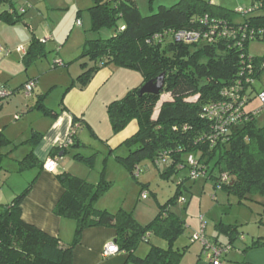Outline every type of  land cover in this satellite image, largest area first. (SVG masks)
I'll return each instance as SVG.
<instances>
[{
  "label": "trees",
  "instance_id": "obj_1",
  "mask_svg": "<svg viewBox=\"0 0 264 264\" xmlns=\"http://www.w3.org/2000/svg\"><path fill=\"white\" fill-rule=\"evenodd\" d=\"M16 2L6 1L8 6L14 8L15 14H10L7 6L4 11H0V21L8 25L22 22L24 13L16 10ZM92 2L93 6L88 10L91 31L113 30L114 34L108 39L85 42L78 59L85 61L82 64L84 70L75 84L84 89L98 71L112 65L139 72L143 76L139 87L107 107L115 135L124 131L133 121L138 125L137 133L121 145L127 149L128 155L116 157V161L133 178H137L136 170L141 172V166L150 162L159 170L161 164L166 166L161 171L163 178H168L173 172L188 170V179L196 180L198 178L193 179L191 176L192 167L188 162L192 156L201 165L199 177L213 180L216 189L236 196L239 204L253 196L264 198V123H260V115H254L251 111L246 113L245 122L231 127L225 135H219L215 140L212 139L213 122L206 116V109L211 105L229 101V98L223 97V92L230 90L243 78V68L247 66L250 56V43H264V0H251L250 8L241 7L235 11L214 5L210 0H181L170 8L161 6L157 13L147 17L142 16L135 0ZM4 4L0 0V8ZM249 10L251 12L248 13ZM206 17L208 24L203 21ZM211 25L218 33V38L212 43L202 40L187 44L176 40L179 31H200L204 35ZM223 33L230 35L223 37ZM46 43L33 39L28 49H25V62L47 58L50 52L45 48ZM263 63L264 57L252 56L255 82L264 74ZM163 73L166 75L165 88L161 95L141 96L142 86ZM252 88L248 105L264 90L263 87L259 91L255 84ZM13 91L14 95L18 92ZM165 94L170 95L171 101L162 104L158 118L154 119L160 99ZM46 98L47 95L42 96L35 109L43 115L57 118V112L46 108ZM73 120L75 128L80 120L75 117ZM39 137L41 135L30 139L33 148L39 143ZM9 144L0 133V150ZM77 147L75 135L72 145L66 148L55 146L49 158L55 159L61 152L66 154L69 149ZM95 157L76 154L74 160L93 168ZM2 158L0 153V167ZM19 165V172H24L36 168L43 170L44 164L32 150ZM102 173L105 174V167ZM223 175H226L227 181L222 182ZM36 181L37 176L10 204L0 205V264H74L73 252L81 242L82 233L94 227L115 229V244L120 252L129 255L134 264H182L187 248L179 250L175 244L186 232V223L172 208L180 203V199H184L183 192L186 189H183V180L175 196L160 206L155 219L142 225L132 213L125 210L112 213L97 208L98 202L112 188V183L107 182L105 177L94 185L70 174L60 176L64 194L54 214L77 224L69 245H63L58 238L23 221L21 204ZM184 200L182 205L187 203ZM218 230L227 236L228 243L208 240L215 245L230 246V253L241 237L238 228L220 225ZM152 236L165 241L167 248L151 244L145 257L136 256L139 245L142 242L149 243ZM193 236L191 241L195 243ZM262 247L264 242L259 239L252 248Z\"/></svg>",
  "mask_w": 264,
  "mask_h": 264
},
{
  "label": "crops",
  "instance_id": "obj_2",
  "mask_svg": "<svg viewBox=\"0 0 264 264\" xmlns=\"http://www.w3.org/2000/svg\"><path fill=\"white\" fill-rule=\"evenodd\" d=\"M70 1L72 2L70 10L73 12V16L65 24L57 17L58 13L62 15V7L59 5L58 0H18L14 4L16 10L24 9L27 11L22 16L24 26L5 25L2 24L3 22H0V46L10 51V54L7 56L0 52V83L8 86L12 90H18L12 98L0 104V133L10 142L8 146L0 150V153L3 155L2 160L14 154L20 148L19 144L23 143L25 146L31 147L27 155L33 150L35 157L44 164L50 157V152L55 146H64L68 141L74 127V117L80 120L79 123L75 124V128L77 127L76 139L79 147L74 148L76 151L73 152H70L71 149H69L62 156L60 155L62 152L59 154L55 173H49L44 171V169L39 170L37 168L19 172L20 165L17 170L10 171L2 166V161L0 167L2 177V179L0 177V184L1 180H4V184L8 186V195L13 194L10 192V188L12 178L15 175H23L25 173H31L32 171L36 172L34 178L37 176V181L21 204L22 219L27 224L36 227L45 234L53 238H58L63 245L72 243L77 224L73 220L61 218L54 214V209L64 194L59 177L70 174L94 185L100 183L105 177L107 182L112 183V180L108 177V171L105 174L102 173L103 171L101 173L94 172L98 157H95L94 167L89 168L74 160V156L81 154L89 158L95 155H85L81 151H86L89 148L93 149L91 143H86L89 142L84 137L87 132L88 137L106 152V168H108L110 161L118 163L116 157H126L128 155L127 149L121 147V145L137 133V122H131L124 131L115 135L110 125L107 107L112 102L118 101L119 96L129 90L133 84H139L134 85V88H136L143 82L142 80L141 83H135L134 80L129 78L134 77L135 79L134 74H130L131 70L112 65L98 71L84 89L79 88L78 84H75L77 78L84 70L82 64L85 61L78 59L82 54L87 39L77 25V21L82 16L80 14L81 4L78 1ZM210 1L214 5L220 4L217 0ZM87 6L89 10L91 8L90 4ZM74 14H77L78 18L76 22L73 21ZM26 19L29 24L25 22ZM33 39L38 41L46 39L47 43L45 44V48L50 53L54 52V55L36 62L26 63L23 59L24 56L17 52V48L28 49ZM56 60H61L64 66L53 68V63ZM78 63H82L81 68L76 67ZM58 69L60 70L58 71ZM65 73L71 79L72 84L64 92L58 111H55L59 114L58 117L43 115L35 109L39 99L50 93L53 88H56L58 86L56 77H61ZM29 81H35L36 88L34 90L35 93L33 92L32 96L27 98L23 96L24 94L20 89ZM74 84L75 87L71 88ZM35 95H37V101L33 103L32 99H34ZM168 101H171V97L167 98L165 102ZM38 115L42 116L40 117ZM158 115L159 112L157 113L156 111L154 119H157ZM30 117H34L35 121L32 122L30 120L28 124L25 123L26 119L28 120ZM27 133L30 135L29 138L22 140L23 136ZM38 135H41L39 137L40 141L33 148L29 141L32 137ZM25 157L18 160V164ZM124 171H120L119 174L120 176L122 174L124 180L128 181L129 174L126 170ZM93 173H97L95 177H93ZM34 178L26 181L25 189ZM25 189H22V191ZM6 192L4 187L0 186V205H8L10 204L9 202H12L9 201L11 199H8ZM104 198L105 196L102 200ZM102 200L98 202L97 208L113 213L114 209L112 205H108L102 202ZM116 210L115 213L124 209L119 207ZM116 238L117 232L112 228L94 227L86 229L82 233L80 244L74 249L73 263L134 264L130 260L129 255L124 252H120L109 258L102 257L104 246L110 242H115ZM208 239L222 244L228 243V240L224 236V241L220 239V236L208 237ZM259 239L264 241L262 238ZM157 243V246L161 248H167L168 246L163 240ZM185 248H187V251L182 260V264H211L207 256L203 253L202 245L199 248H196L195 244ZM262 248L264 249V247ZM239 250L240 248H237L234 244L232 251L222 261V264H264V253L262 249L259 248L258 251L254 250L250 252L246 250L244 254H241ZM136 252V256L143 258L141 254L138 255V251ZM256 252H261V254L251 256L252 253ZM203 257L206 259L203 260Z\"/></svg>",
  "mask_w": 264,
  "mask_h": 264
},
{
  "label": "rangeland",
  "instance_id": "obj_3",
  "mask_svg": "<svg viewBox=\"0 0 264 264\" xmlns=\"http://www.w3.org/2000/svg\"><path fill=\"white\" fill-rule=\"evenodd\" d=\"M73 1H78L81 4L80 14H82V16H80L79 21L81 22L82 26H79V28L82 30V34L85 35L87 40H104L110 38L114 34L113 30H103L98 33H94L91 31V16L88 11L87 5L90 4V7H92V0ZM179 1L181 0H135L142 16L144 17L157 13L159 7L161 6L170 8L176 5ZM217 1L218 3H220L218 4L219 6L233 11L238 10V7H242L244 9H248L251 7V0ZM58 2L62 7V15L58 13L57 17L60 18L65 24L73 16V12L70 10V5L72 4V2L70 0H58ZM5 9L6 6H2L0 11H4ZM26 12L27 11L24 12V15ZM76 19H78L77 14H74L73 21L76 22ZM25 22H27V19ZM2 24L6 25L7 23L3 22ZM27 24H29V22H27ZM18 25H23V23L19 22L16 24V26ZM248 51L251 56L264 57V43L259 41L252 42L248 47ZM53 55L54 52H51L48 56ZM81 64L82 63H78L76 67L81 68ZM59 70L60 69H58V71ZM130 72V74H134L133 76H135V79L134 77L129 78L134 80L135 83H141V81L143 80L142 74L136 71ZM56 78L58 86L56 88H53V90L47 94L48 96L45 102L46 108L52 109L54 111H58L64 92L72 84L71 79L66 73L61 77L57 76ZM134 85L139 84H133L131 88L123 92L118 99L120 100L125 97L126 93L128 91H131L135 87ZM255 86L259 91L264 87V74L262 75L260 80H257L255 82ZM37 95H35L34 99H32L33 103H36ZM23 96H25V94ZM167 98H170V95L165 94L161 97L156 109L157 113L160 112V108L162 104L167 100ZM261 107L262 105L256 96V98H254L253 101L247 106V111H258L261 109ZM38 116L41 117L42 115ZM260 117V123L263 124L264 112L260 114ZM30 120H32V122L35 121L34 117H30V119H26L25 123L28 124ZM29 136L30 135L28 133L25 134L22 140L29 138ZM84 137L88 139L87 141H89L85 142L91 143L93 149L89 148L86 151L81 150L82 153H84L85 155L95 154L96 157H98L94 172L101 173L105 167V172L108 171V177L110 180H112V188L110 189L108 195H105V198L101 200L108 205H112L114 209L113 213L117 211L116 209L121 207V209L132 213L135 219L140 224H148L153 221L158 215L160 206L165 205L173 196H175L178 185L180 181L183 180V189H186L183 192V198L187 200V203L184 205L179 203L177 206L172 208V211H175L185 221L186 232L176 242V248L183 249L187 246H193L194 244L196 248L201 247L199 242H195L193 244L191 239L194 234L200 233L202 227L201 222L203 220V225L206 226L205 234L207 237L220 236V239L224 241L223 236L225 237V239H227V236L221 230H218V226H236L239 233L241 234V237L236 241L235 245L237 248H240L239 251H241V254H244L246 250H248V252L254 250L258 251L259 248L253 249L252 247L259 238L264 239V198L260 196H253L248 200H244L242 204H239V200L236 196L230 195L222 189H216L214 181L208 179L207 177L201 176L196 180H190L188 179L189 171L183 170L178 173L173 172L168 178H163V176H161V171H163L166 166L164 164H161L159 170L150 162H146L141 166L142 171L137 178H133L128 173L129 179L128 181H125L122 174L121 176L119 174L120 171L125 172V169H123V167L118 163H113V161H110L108 168H106L105 165H107V161L106 152L104 151V149L94 143V141H92L91 138L88 137V132L85 133ZM19 145L20 148L16 152H14V154L9 155L2 160V166L6 167V169L10 171L17 170L19 168L18 160H21L23 157H25L29 150H31L30 146H25L23 143ZM73 151L76 150H70V152ZM100 151L101 153H99ZM35 173V171H32L31 173H25L23 175H15V177H13L11 181V188L9 187L10 192H12L13 194L9 195L8 186L4 184V180H1L0 186L4 187V190L7 191L6 195H8V199H11L9 201H12L14 197L23 192L22 189H25L26 181L33 179ZM96 174L97 173H93V177H95ZM135 175H137V172L135 173ZM143 192L147 193L146 200L142 199ZM149 241V243L142 242L139 245L137 249L138 255L141 254L142 257H145V255H147V251L150 250L151 244L158 245L157 242H161V240L157 239L154 236L150 237ZM190 242L192 243V245ZM260 249H262V252L264 253V249ZM141 250H143V252H141ZM258 254H261V252L252 253L251 256ZM205 259L206 258L203 257V260Z\"/></svg>",
  "mask_w": 264,
  "mask_h": 264
},
{
  "label": "built area",
  "instance_id": "obj_4",
  "mask_svg": "<svg viewBox=\"0 0 264 264\" xmlns=\"http://www.w3.org/2000/svg\"><path fill=\"white\" fill-rule=\"evenodd\" d=\"M4 5L8 6L9 4L6 3V1L16 2L18 0H3ZM1 9V8H0ZM8 11L10 14H15V10L13 7L8 6ZM241 11V10H240ZM21 13H24L25 10L21 9ZM248 13L251 12V10L247 11ZM204 23L208 24V18L206 17L204 20ZM77 25L81 26V22L78 20ZM210 30L206 31V33L203 35L200 31L198 32H185V31H179L176 33V40L179 42H185L187 44L197 43L202 40H206L208 43L214 42V39L218 38L217 29L214 26H209ZM124 28H122L123 30ZM172 33V32H170ZM262 33V32H260ZM229 33H223V37H228ZM221 37V36H220ZM42 43H46L47 40L43 39L41 40ZM0 52H2L5 56L9 55L10 51L2 48L0 46ZM17 52L21 53L22 55H26V50L24 48H17ZM249 60H247V66L243 68L242 72V79H239L237 81V84L234 85L230 90L223 92V97L229 98V101L220 102L218 104L211 105L206 109V116L207 118L213 122V132L214 135L212 136V139L215 140L217 136L219 135H225L226 132L236 125H239L247 120V117L245 116L246 113L250 112L247 111L248 101L250 96H252L253 88L252 85L255 84V78L254 75V67L252 65V56L250 55ZM246 64V62L244 61ZM64 63L61 60H56L53 63V68L57 67H63ZM264 66V63H263ZM36 87L35 81H29L27 84H25L22 87V91L27 97H31L34 89ZM14 95V91L9 89L8 87L2 85L0 83V103L8 100L10 97ZM257 98L259 99L262 107L258 111H251L254 113V115H260L264 112V90L259 92L257 94ZM76 128H73L70 137L64 147H68L73 144V136L76 135ZM166 161H164L165 163ZM189 165L192 167V178L196 179L200 176L202 173L200 171L201 165L194 157L190 156L188 159ZM57 166V158H48L43 165V169L46 172L49 173H55ZM137 177L140 174V171L136 170ZM227 181L226 175L222 176V182ZM142 199H147V193L142 194ZM180 203H185L184 199H180ZM202 227L200 233H196L193 236V241L199 242L203 247V253L207 256L208 260L211 264H222V259L226 254L229 253L231 250L230 246L225 245H219V244H213L210 242L205 234L206 226L203 225V220L201 222ZM120 253L119 247L115 244V242H110L104 246L102 257L103 258H109L116 254Z\"/></svg>",
  "mask_w": 264,
  "mask_h": 264
},
{
  "label": "water",
  "instance_id": "obj_5",
  "mask_svg": "<svg viewBox=\"0 0 264 264\" xmlns=\"http://www.w3.org/2000/svg\"><path fill=\"white\" fill-rule=\"evenodd\" d=\"M165 73L161 74L155 80H151L144 84L140 89V95H154L160 96L165 88ZM61 156L63 153L60 154ZM116 242V241H115Z\"/></svg>",
  "mask_w": 264,
  "mask_h": 264
}]
</instances>
